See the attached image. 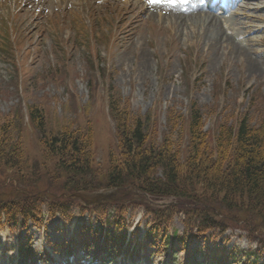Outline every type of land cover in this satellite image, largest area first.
<instances>
[{
    "label": "rangeland",
    "instance_id": "374dc122",
    "mask_svg": "<svg viewBox=\"0 0 264 264\" xmlns=\"http://www.w3.org/2000/svg\"><path fill=\"white\" fill-rule=\"evenodd\" d=\"M44 1L0 0V39L4 28L10 27L14 41L12 46L0 44V124H14L12 117L21 115L29 131H25L21 143L23 156L39 175L50 172L51 166L42 165L40 140L28 127L29 106L41 110L45 129L57 131V126L66 123L82 129L90 124L98 168L106 167L107 153L116 149L114 124L107 116L111 98L118 96L121 107L132 115H149L157 133L166 129L170 108L186 117L190 102L202 112L206 130L223 119L229 124L233 116L246 111L252 94L264 101V23L255 21L264 17V9H256V5H264V0H248L250 8L238 11L240 26L229 19L232 25L228 20L223 22L229 36L238 29L240 36L233 34L229 41L242 49L221 41L213 46L202 34L213 28L202 21L194 25L191 20L174 23L172 16L182 0L159 2L155 7L158 16L150 14L146 0H107L104 4L87 0L79 5L68 0L64 7L59 5L61 0ZM78 28L85 31L79 33ZM180 135L179 127H175L170 136L176 141ZM107 191H113L115 197L109 202L123 206L125 241L133 252L111 260L103 251L101 262L96 264H219L229 262L231 254L241 255L251 245L243 231L232 228L198 235L184 251L175 242L174 253L155 254L144 240L149 217L143 206L126 198L127 192L99 190ZM74 198L78 201L67 217L46 212L41 225L29 221L21 229L0 226V264H16L12 260L19 243L35 253L47 251L51 260L45 257L41 264H95L82 258L79 243L94 236V231L99 234L101 220L96 212H82L81 206L92 205ZM158 203L166 205L169 201ZM44 206L42 210H47ZM168 225L169 231L183 232L178 214ZM105 241L115 247L114 241ZM64 245L71 250L66 260L54 252ZM104 246L102 243L101 248ZM136 249L139 254H135ZM263 258L264 253L259 262ZM33 260L37 264V259Z\"/></svg>",
    "mask_w": 264,
    "mask_h": 264
},
{
    "label": "trees",
    "instance_id": "16d2710c",
    "mask_svg": "<svg viewBox=\"0 0 264 264\" xmlns=\"http://www.w3.org/2000/svg\"><path fill=\"white\" fill-rule=\"evenodd\" d=\"M261 98L252 94L246 111L233 116L229 124L223 119L206 130L195 102L189 103L186 117L170 108L161 133L153 130L149 115H132L121 107L118 96L111 98L107 116L114 124L116 149L107 153L106 167L98 168L90 124L82 129L71 123L57 126V131L45 129L41 110L29 106L28 127L40 140L42 165L51 169L39 175L24 159L21 143L28 129L21 115L12 117L14 124H0V226L21 229L29 221L41 225L46 212L67 217L78 201L72 193L115 189L127 192L126 198L143 206L149 217L144 240L155 253L174 252L175 242L183 251L198 235L233 228L243 231L251 245L241 255L231 254L229 262L219 264H264V258L259 262L264 253ZM175 127L181 131L176 141L170 136ZM47 187L50 191L45 192ZM54 189H59L58 193ZM166 201V205L158 204ZM43 203L47 210H42ZM90 207L81 206V210L96 212L101 226L99 234L94 231V236L82 240L83 245L94 254L103 237L116 243L110 247L115 253L125 243L127 233L123 206L102 202ZM174 214L183 223L181 234L169 231ZM31 251L30 246L21 244V254L29 257Z\"/></svg>",
    "mask_w": 264,
    "mask_h": 264
},
{
    "label": "bare ground",
    "instance_id": "6f19581e",
    "mask_svg": "<svg viewBox=\"0 0 264 264\" xmlns=\"http://www.w3.org/2000/svg\"><path fill=\"white\" fill-rule=\"evenodd\" d=\"M237 1V3H235ZM241 1H243V0H234V6H237L238 5V3L239 2H241ZM246 2L248 1V0H245ZM256 1V0H255ZM258 1V0H257ZM261 1V0H260ZM41 2H45L44 0H41ZM223 2V1H222ZM197 2H195V4H196ZM233 3V1H230V2H228L227 4H226V6L228 5V6H230L231 4ZM264 2H261V4H263ZM223 4H225L224 2H223ZM199 5V4H198ZM157 8V7H156ZM195 9H197V10H194V11H192V12H190V13H187V14H185V13H180V12H176V11H174V13L175 14H173V16H172V20H173V22L174 23H176L177 21H179V22H184V23H186V22H188L189 20H191L190 22H192V25H194L197 21H202V23H207V25L209 26V27H211V28H213V30L212 31H210V32H208V29H207V31H205V32H203L202 34H203V38L205 39H207L208 40V42L209 41H211V44L213 45V46H216V42H220V43H222V42H227V45L229 46V47H232V48H234V49H242V48H239L238 47V45L236 44V42H233L232 40H231V42L229 41L230 40V38H233V34L232 35H227L226 34V31H224V30H222V21H221V19L218 17V16H216L214 13H212V12H210V10L209 11H207V10H205L204 8H195ZM256 9H264V5H262V6H257L256 5ZM150 10H151V15H159V14H157L156 13V9L153 7V8H150ZM171 11H173V10H171ZM170 11V12H171ZM234 14V13H233ZM190 15V16H189ZM162 16V15H161ZM164 17V16H163ZM170 17V16H169ZM168 17V18H169ZM255 21H257V22H259V23H264V17H262V16H259L257 19H255ZM232 24H236V26H237V18L236 19H234L233 20V23ZM199 25V24H198ZM207 26V27H208ZM206 27V26H205ZM260 28V27H259ZM263 29H264V26L262 27ZM261 28V29H262ZM238 30V29H237ZM251 30V29H250ZM249 31V30H248ZM207 32V33H206ZM246 32H247V30H246ZM250 32V31H249ZM205 41V40H204ZM228 41H229V43H228ZM208 44V43H207Z\"/></svg>",
    "mask_w": 264,
    "mask_h": 264
},
{
    "label": "water",
    "instance_id": "95a60500",
    "mask_svg": "<svg viewBox=\"0 0 264 264\" xmlns=\"http://www.w3.org/2000/svg\"><path fill=\"white\" fill-rule=\"evenodd\" d=\"M74 197L79 198L85 205L99 203L103 201H112L115 199L113 191L107 192H95V193H72Z\"/></svg>",
    "mask_w": 264,
    "mask_h": 264
},
{
    "label": "snow or ice",
    "instance_id": "6c2138e0",
    "mask_svg": "<svg viewBox=\"0 0 264 264\" xmlns=\"http://www.w3.org/2000/svg\"><path fill=\"white\" fill-rule=\"evenodd\" d=\"M149 3H159V2H168L173 3L175 0H148Z\"/></svg>",
    "mask_w": 264,
    "mask_h": 264
}]
</instances>
